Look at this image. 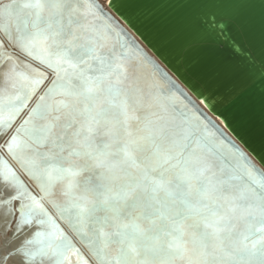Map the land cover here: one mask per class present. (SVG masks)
Listing matches in <instances>:
<instances>
[{
	"label": "snow or ice",
	"instance_id": "6c2138e0",
	"mask_svg": "<svg viewBox=\"0 0 264 264\" xmlns=\"http://www.w3.org/2000/svg\"><path fill=\"white\" fill-rule=\"evenodd\" d=\"M108 7L225 128L264 125V0ZM225 41L239 67L198 59ZM0 140V264H264V168L90 0L0 3Z\"/></svg>",
	"mask_w": 264,
	"mask_h": 264
},
{
	"label": "water",
	"instance_id": "95a60500",
	"mask_svg": "<svg viewBox=\"0 0 264 264\" xmlns=\"http://www.w3.org/2000/svg\"><path fill=\"white\" fill-rule=\"evenodd\" d=\"M90 2L100 6L103 9L104 13L111 17V21L114 26L123 29V32L129 38L130 42H134L135 45H138L143 53L154 60L156 64H158L161 69H163V71L172 78V80H174L177 84H180V86L184 88L186 92H188V95L192 98V100L195 101L196 105H198L203 110L205 115L216 124L220 125L221 129L229 138L235 140L237 145L244 148L249 153L250 159L252 160L253 164L264 168V125H262L261 123L258 107L250 118L236 117L232 120V126L235 129V133H233L220 123V120L217 119L216 114H214L209 107H205V105L200 102V99L188 90L187 86L183 84L179 77L176 76L168 67V65L159 58L157 52L153 48V45L155 46V49H159L164 53L171 64L177 66L178 68L180 67L181 72H183L184 76L187 79L198 85L199 81L196 80L193 75L202 73L203 70L199 65H194L191 69V73L184 71L183 66L179 63L178 60L179 56L181 55V49L178 46L173 48L172 51L169 50L165 46L161 38L155 36L154 34H151L148 30L145 29L141 21L137 20L134 17H129L136 25V28H133L129 23L126 22L125 19L122 18L120 13H118L115 9L108 7V0H90ZM113 3L117 7H119L123 3V0H113ZM121 12H124V15H128L127 12H125L122 8ZM136 29H139L140 32H144V34L149 37L152 43L149 44L147 41H145L143 37L139 35ZM236 32L237 29H234L233 34H236ZM221 40L224 41V38H221ZM259 44V36L258 34H256L243 40V49H247L248 51H257L259 49ZM245 55L246 53L240 48L239 45H234L225 41L212 44L209 48L198 54V59L201 62L211 60L212 62L228 65L235 68L241 65ZM212 91L214 95L209 98V104L216 105L220 88H214L212 89ZM205 96H208L207 92H205ZM217 108L218 111L223 110V108L219 105H217ZM22 118L23 117H21V119ZM236 133H238L239 135L237 136ZM0 143H3V141L1 140ZM24 179L27 181L26 177H24ZM28 183L31 182L28 181ZM64 227L65 230L68 231L69 235H72L67 225H64ZM80 247L84 258L89 260V264H93L87 248L82 245Z\"/></svg>",
	"mask_w": 264,
	"mask_h": 264
},
{
	"label": "bare ground",
	"instance_id": "6f19581e",
	"mask_svg": "<svg viewBox=\"0 0 264 264\" xmlns=\"http://www.w3.org/2000/svg\"><path fill=\"white\" fill-rule=\"evenodd\" d=\"M6 0H3V1H0V3H3V2H5ZM35 66V65H34ZM1 141V140H0Z\"/></svg>",
	"mask_w": 264,
	"mask_h": 264
},
{
	"label": "rangeland",
	"instance_id": "374dc122",
	"mask_svg": "<svg viewBox=\"0 0 264 264\" xmlns=\"http://www.w3.org/2000/svg\"><path fill=\"white\" fill-rule=\"evenodd\" d=\"M6 2V1H5Z\"/></svg>",
	"mask_w": 264,
	"mask_h": 264
}]
</instances>
